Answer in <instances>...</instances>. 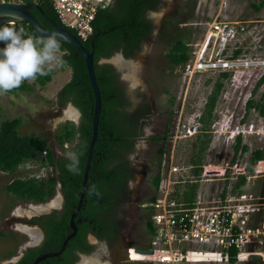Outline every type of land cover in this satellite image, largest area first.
Masks as SVG:
<instances>
[{
	"label": "trees",
	"instance_id": "16d2710c",
	"mask_svg": "<svg viewBox=\"0 0 264 264\" xmlns=\"http://www.w3.org/2000/svg\"><path fill=\"white\" fill-rule=\"evenodd\" d=\"M44 16L36 9L30 12L45 30H51L49 21L59 24V21L53 12L48 0H39L37 2ZM195 4V0L193 5ZM160 7L159 0H114L112 4L99 9L92 24L93 34L101 32L94 42V48H91V37L87 41H81L83 47L93 52V68L97 86L101 95V113L99 116L97 137L93 147L90 170L88 173V187L84 195L83 202L75 219L77 235L82 237L83 231H91L100 241L106 242L109 248L117 244V230L115 227V218H112L115 206L113 202V191H118L124 185L127 178L126 173L119 175L117 168H111V162L119 156L120 153L127 151V147L132 142L128 137L135 134L127 133L125 121L127 117L121 113L122 100L121 89L117 82V76L114 68L109 64L99 65L100 59H109L114 54L122 51L124 58H129L136 51L140 44L149 39L151 23L146 19V15L155 12ZM264 7V1L257 6H253L256 12ZM49 20V21H48ZM17 29L23 28L28 35L38 38L30 28L23 22L14 25ZM74 36L75 32L68 30ZM63 67L70 70L69 81L57 92L56 102L59 107L72 105L80 113L78 124L65 122L60 126L55 136V142L62 151L59 155L53 152L52 147L47 140L37 136H20L18 129L22 125L21 118L0 121V172L16 176L21 166L26 163H34L39 158V164L42 167H49L53 170V175L48 178L35 179L25 175L23 178L15 177L5 187V193L14 201H25L33 204H42L51 200L59 188L63 199V206L60 212L52 211L49 215L36 218L33 221L39 224L44 233L45 240L42 245L36 249L27 251L34 258L37 254L45 251H57L62 242L71 233L69 220L72 212L76 209L81 191L83 172L87 161L89 143L92 136V115L94 106V97L84 59L69 45L60 44ZM4 47L0 43V48ZM190 47L182 40H174L170 46L169 52L165 55L171 69L184 65L190 58ZM240 54V51L234 52V57ZM52 71L44 76H37L34 80L40 87H44L51 81ZM228 73H221L212 86V90L207 97L206 104L201 116L197 120L200 124V134L197 136L195 145L192 147L190 162L200 165L204 159L209 147L210 139L205 134L216 115L213 114L215 105L221 97L224 82L229 80ZM209 84V80L206 82ZM264 84V76L256 83L252 91V96L247 100L246 113L251 110L258 113L260 118H264V93L258 99H254L257 90ZM33 88L26 81L15 91H32ZM172 102V100H171ZM203 125V126H202ZM204 133V134H203ZM203 136H200L202 135ZM70 144L67 151H63V145ZM248 151L247 146H241V138H236L233 151ZM45 153L44 156H42ZM69 153H76L78 164L76 171H70L68 165L71 163L68 159ZM164 153V147L159 150L160 157L156 163V174L153 178L152 189L155 190L159 183L160 159ZM264 152L257 150L249 158L251 164L263 160ZM154 195L149 201H153ZM146 228L148 234L151 233V223L149 214ZM87 219L85 223L77 224V219ZM91 221V226L88 221ZM95 227V232L91 230ZM83 238V237H82ZM75 238L68 241L64 254H67L75 244ZM83 243V242H82ZM85 244V243H83ZM83 253H91V248L86 246ZM12 255V252L9 253ZM30 260V259H28ZM24 259L18 264H24ZM48 263H54L56 258H48ZM77 258L69 261L73 264Z\"/></svg>",
	"mask_w": 264,
	"mask_h": 264
},
{
	"label": "rangeland",
	"instance_id": "374dc122",
	"mask_svg": "<svg viewBox=\"0 0 264 264\" xmlns=\"http://www.w3.org/2000/svg\"><path fill=\"white\" fill-rule=\"evenodd\" d=\"M262 1L264 0H224L221 7L220 0H195L194 5V0H165L164 5L152 17L161 32L151 45L144 46L139 58L135 61H126L118 55H114L107 60L110 64L113 63L117 66L121 82L123 81L129 88L134 102L146 95V89L151 91L152 99L159 111L164 110L167 102L172 100L171 110L178 111L176 125L179 124L177 126L179 139L176 142V159L188 160L191 158L192 147L195 145L197 137H188L187 133H182V131L200 127L197 120L202 114L207 97L220 73L207 72L197 75L189 81L178 73L174 74L165 58L172 42L182 40L190 47L191 52L197 51L204 44L208 25L217 15H219V21L225 22L262 21L264 20V7L258 12L253 8L254 5L257 6ZM219 10H221L220 14H218ZM261 26L253 29L254 34L258 33ZM257 41L251 39V46L254 44L255 49L260 52L259 55L264 57V41L261 43ZM211 48V46L207 48L208 53ZM252 51H254L253 48ZM146 53L149 55V61L144 67L142 60ZM61 54L63 53L61 52ZM226 55L228 53L222 57ZM240 57L246 58L247 56ZM244 71H246V76H243L242 84L230 82L231 77L224 82L222 95L213 111L216 118L209 129L205 131L210 139L205 159H213V156L207 155L210 152L221 153L219 159L230 158V154L225 155L223 152H230L228 145L232 142L235 144L236 138L232 139L234 136L230 138L229 133L236 127L240 130L241 146L248 147L247 156L250 157L257 150L264 152V118H260L258 113L253 110L246 113L245 109L246 102L252 96V91L257 83V73L254 71L250 77L247 70L244 69ZM70 74V70L61 64L52 71L51 81L44 87H40L34 80L26 81L33 88L31 92L15 91L0 95V121L21 118L22 125L18 129L20 136L37 135L48 141L56 155L62 153L56 145L55 136L60 126L65 122L76 124L78 116L72 105L59 107L56 102L57 92L70 79ZM208 80L209 84L206 83ZM244 80L245 82L247 80L248 83H245ZM262 93H264V84L257 90L254 99H258ZM70 111L75 112V118H69ZM159 120L162 123L165 118ZM155 121L158 120L155 119ZM184 134L186 137L182 139ZM47 171L41 168L39 162L34 163L31 167L33 175L43 172V175L49 176ZM27 174H29L27 166H23L16 176L0 172V264H6L13 260L15 254H18L24 245L33 238L35 239V229L30 228L27 223L30 219L38 216L42 211L50 212L51 209L59 208L57 205L59 188L51 200L42 204L14 201L5 193V187L12 179L23 178ZM139 181L138 177L132 189L135 190L140 186ZM249 190L254 194L264 195V174L255 180ZM139 216L135 208H131L127 214L128 226L123 231L118 243L112 248L101 246L99 254L82 257L79 264H99L103 261H108L110 264H141L125 262L127 248H146L149 241V234ZM10 252L12 255L8 254Z\"/></svg>",
	"mask_w": 264,
	"mask_h": 264
},
{
	"label": "built area",
	"instance_id": "2783aa9c",
	"mask_svg": "<svg viewBox=\"0 0 264 264\" xmlns=\"http://www.w3.org/2000/svg\"><path fill=\"white\" fill-rule=\"evenodd\" d=\"M38 1L0 0V4H37ZM48 1L59 25L75 32L80 41H87L93 35L92 24L97 11L114 2V0ZM223 4L224 0H220L221 7ZM220 12L221 10L218 14ZM218 17L219 15L208 25L201 49L191 52L187 63L173 68L174 74L178 73L189 81L207 72L228 73L231 77L230 82L239 84L243 83L245 69L250 77L256 71L258 82L264 76V57L259 55L260 52L255 49L254 44L251 46L250 41L251 39L260 43L264 41V20L225 22L219 21ZM260 26L258 33L254 34L253 29ZM209 46L212 47L210 53L207 50ZM236 51H240V54L234 57ZM227 53L228 55L222 57ZM183 132L187 133L188 137L195 138L200 133L199 128H188ZM178 133L179 128L173 134L168 150L161 156L159 183L154 199L144 205L152 228L148 244L146 248H127L125 262L264 264V195H257L249 190L255 180L264 174V161L251 164L250 157L241 150L235 156L234 142L228 145L230 152H223L225 155L230 154L228 159L225 157L219 159L221 155L219 152L208 153L207 155L213 156V159H204L200 165L192 164L190 158L176 159ZM185 134L182 139L186 137ZM239 134L240 130L236 127L229 136L230 138L234 136L232 139H235ZM69 148V143L63 145V151ZM44 155L45 153L42 156ZM34 163L23 165L27 166L29 173L27 175L30 178L42 179L53 175L51 168L42 166L43 170H48L49 176L43 175V172L31 174ZM137 249L151 250L152 253L141 254L136 251ZM250 257H259L260 261H250ZM140 258L143 260H139ZM99 264L110 262L103 261Z\"/></svg>",
	"mask_w": 264,
	"mask_h": 264
},
{
	"label": "flooded vegetation",
	"instance_id": "af4514ba",
	"mask_svg": "<svg viewBox=\"0 0 264 264\" xmlns=\"http://www.w3.org/2000/svg\"><path fill=\"white\" fill-rule=\"evenodd\" d=\"M159 2L161 7L164 5L165 0H159ZM159 9L155 12H150L146 15V19L151 23L149 39L147 41L142 42L139 48L134 51L132 55H130V57L127 59L124 58L122 51L114 55H118L120 58L126 61H135L139 58V54L142 52L144 46L151 45L155 40L156 36L159 34V32H161V29L156 26L152 18L153 15L159 11ZM109 59H100L98 64H109L114 68V72L117 76V82L122 93L121 113H123L127 117L125 121L127 130H125V132L126 134H135V136L127 138L129 142H132L131 146L127 147V151L120 153L119 156L115 158L110 165L111 168H117L119 175H121V173H126L127 175V178L124 180V185H122V188L118 191L112 192V194H114L115 199V201L113 202L115 206L112 208V211L114 212L112 218H115V227L117 230L118 243V241L122 237L123 231L126 230L128 226L127 214L131 210V208H135L136 212L139 213L140 220L144 223V227L147 231L146 223L148 221V212L144 205H146L151 199V197L154 195V191L152 189V182L156 174L155 166L158 158L160 157L159 150L164 147L163 154H165L171 143L172 135L174 134L179 124L176 125L178 111L171 110L173 102L169 100L164 110H157L155 101L152 99L151 91L149 89H146V95L143 98L137 100V102H134L132 100L129 88L125 86L123 81L121 82L120 72L118 71L117 66L113 63L110 64L109 62H101L102 60ZM148 61L149 55L146 53L142 60V65L145 67ZM167 74H169V71H167ZM76 111L78 113L76 124H78L80 121V113L77 109ZM161 118H165V121H163L162 123L161 120H159ZM155 119H157L158 121H155ZM138 177L140 180L138 184H140V186L134 190L132 189V186L134 183H136ZM150 195L152 196L150 197ZM57 205L59 206V208L51 209L50 212L42 211L39 213L38 216H35L33 219H30L27 222L30 228L32 227L35 229V239L33 238V240L24 245V247L20 249L18 254H15L14 259L7 262L6 264H18L23 259L24 264H33V262L40 255H44L47 253H57L60 250V248L57 251L44 250L42 253L37 254L34 258H31L29 255L26 257L25 255L27 251L40 247L45 240V233L42 227L33 220L36 218L39 219L40 217L45 215H49L52 211L60 212L62 210L63 199L60 192ZM86 221V218L83 219V221L81 218H78L76 222L77 224H82ZM90 224H92V222L89 220L88 225L91 226ZM91 230L95 232V227H92ZM128 233L130 235V231ZM76 235L77 228L75 236ZM75 236L73 237L75 238V244L70 249V251L65 254V256L62 255L64 254L63 250L57 257H54L56 258V261L54 263H48L43 260L37 264H69V261L74 258H77V261L73 264H79L82 257H90L99 254L101 246L108 247L106 242L97 239L91 231H83V238ZM82 242L85 244H83ZM86 246H89L91 248V253H83L82 250H86Z\"/></svg>",
	"mask_w": 264,
	"mask_h": 264
},
{
	"label": "clouds",
	"instance_id": "9594fccd",
	"mask_svg": "<svg viewBox=\"0 0 264 264\" xmlns=\"http://www.w3.org/2000/svg\"><path fill=\"white\" fill-rule=\"evenodd\" d=\"M0 43L4 45L0 48V95L19 88L24 81L35 80L38 75H47L62 64L61 45L55 34L35 38L23 28L5 24L0 26ZM68 159L69 170L76 171L77 154L69 153Z\"/></svg>",
	"mask_w": 264,
	"mask_h": 264
},
{
	"label": "water",
	"instance_id": "95a60500",
	"mask_svg": "<svg viewBox=\"0 0 264 264\" xmlns=\"http://www.w3.org/2000/svg\"><path fill=\"white\" fill-rule=\"evenodd\" d=\"M36 9L42 16H44L41 8L38 4L35 3H24V4H0V26L13 23H25L30 30L35 34L38 38L47 37L49 35L55 34L60 42V44H66L71 46L77 54H79L85 61L86 69L88 78L90 81V85L93 92L94 97V106H93V115H92V136L91 141L89 143L88 148V154H87V161L83 172V180L81 183V191L79 195V201L76 209L72 212L70 220H69V228L71 230V233L65 238V240L62 242L60 250L57 253H47L44 255H40L33 264H37L40 261L46 260L48 258H54L57 257L65 248L66 244L70 239H72L76 234V225H75V217L80 211L84 195L87 191L88 187V173L90 170V164L92 159V153H93V147L96 141L97 137V130H98V122H99V116L101 113V95L100 91L97 86L96 78L94 75V68H93V52H90L86 50L81 41L74 36L72 33H70L68 30L64 29L62 26H60L58 23L54 21H49L52 29L51 30H45L40 23L34 18V16L31 14L30 10ZM101 34V32H96L91 36L90 45L91 48H94V42L97 40L98 36ZM103 62H108L107 60H102ZM138 253L141 254H151V250H144V249H137ZM250 261H260L259 257H250Z\"/></svg>",
	"mask_w": 264,
	"mask_h": 264
},
{
	"label": "bare ground",
	"instance_id": "6f19581e",
	"mask_svg": "<svg viewBox=\"0 0 264 264\" xmlns=\"http://www.w3.org/2000/svg\"><path fill=\"white\" fill-rule=\"evenodd\" d=\"M75 112H73V111H70L69 112V114H68V116H69V118L71 117V118H75ZM139 260H143L142 258H140Z\"/></svg>",
	"mask_w": 264,
	"mask_h": 264
},
{
	"label": "crops",
	"instance_id": "0c3cea01",
	"mask_svg": "<svg viewBox=\"0 0 264 264\" xmlns=\"http://www.w3.org/2000/svg\"><path fill=\"white\" fill-rule=\"evenodd\" d=\"M68 81H69V80H68ZM68 81H67V82H68ZM67 82H66V83H67ZM61 88H62V87H61ZM61 88H60V89H61ZM60 89H59V90H60Z\"/></svg>",
	"mask_w": 264,
	"mask_h": 264
}]
</instances>
